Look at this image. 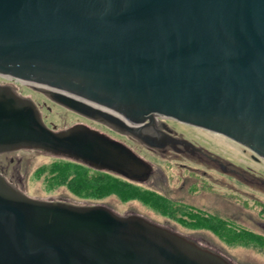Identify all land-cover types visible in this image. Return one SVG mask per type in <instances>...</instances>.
I'll list each match as a JSON object with an SVG mask.
<instances>
[{
  "label": "water",
  "instance_id": "95a60500",
  "mask_svg": "<svg viewBox=\"0 0 264 264\" xmlns=\"http://www.w3.org/2000/svg\"><path fill=\"white\" fill-rule=\"evenodd\" d=\"M0 77L148 149L170 119L264 159V0H0ZM14 150L137 184L152 172L84 124L48 128L0 85V153ZM0 264L232 263L143 217L32 199L0 175Z\"/></svg>",
  "mask_w": 264,
  "mask_h": 264
},
{
  "label": "rangeland",
  "instance_id": "374dc122",
  "mask_svg": "<svg viewBox=\"0 0 264 264\" xmlns=\"http://www.w3.org/2000/svg\"><path fill=\"white\" fill-rule=\"evenodd\" d=\"M0 85H9L20 96L31 99L50 129L62 130L76 124H84L125 144L152 167L148 179L139 184L140 186L157 191L173 201L196 206L213 215L228 218L236 224L260 232L252 225L251 220L263 219L264 187L212 169L206 163L200 165L182 157H174L171 153H153L144 145L53 103L43 94L26 85L2 77H0ZM164 122L168 128L201 145L204 149L243 169H249L264 179V159L255 156L240 144L222 135L170 119ZM5 158H0V166H6L4 173L1 171L0 174H3L10 185L27 197L57 200L75 205H100L118 215L134 214L192 239L195 243L220 254L232 264H264V252L251 248L224 246L208 232L183 229L174 221L158 216L138 202L123 204L113 196L102 200L80 199L73 196L65 187L48 190L47 178L41 173V169L50 163L64 160L62 158L35 150L15 151ZM157 170L164 175V178Z\"/></svg>",
  "mask_w": 264,
  "mask_h": 264
},
{
  "label": "trees",
  "instance_id": "16d2710c",
  "mask_svg": "<svg viewBox=\"0 0 264 264\" xmlns=\"http://www.w3.org/2000/svg\"><path fill=\"white\" fill-rule=\"evenodd\" d=\"M41 173L46 175L48 190L65 187L80 199L102 200L113 196L123 204L135 201L184 229L208 231L229 247L264 251L263 236L191 206L175 203L157 191L110 173L96 171L66 159L50 163L41 169Z\"/></svg>",
  "mask_w": 264,
  "mask_h": 264
},
{
  "label": "flooded vegetation",
  "instance_id": "af4514ba",
  "mask_svg": "<svg viewBox=\"0 0 264 264\" xmlns=\"http://www.w3.org/2000/svg\"><path fill=\"white\" fill-rule=\"evenodd\" d=\"M9 87H11V86H9ZM158 121H161V120L159 119ZM170 130H172V129H170ZM149 134H150V137H152V139H154L152 141L154 144V147H152L150 149V151H153V153H163V154L164 153L165 154L171 153L172 155H174V157H182L184 159H188L189 161L199 163L200 165H202V163H206L212 169H216L220 172L226 173L227 175H234L236 177L243 178L246 182L254 183L258 186L264 187V179H261L260 177L255 175L249 169H243V168L231 163L230 161L219 157L217 154H215L211 151H208L207 149H204L201 145H198L197 143L185 138L182 134L176 133L174 130H172V132H168V131L158 127L157 131L152 130ZM161 143H162V145H161ZM15 151L17 152V151H21V150H14V151H8V152L0 153V158L1 157L5 158L6 156L11 155ZM7 161H9V160L7 159ZM4 166L5 165L0 166V169L2 168L0 170V173H1V171H2V173H4V170L6 167V166L5 167ZM157 172L159 175L163 176V178H164V175L159 170H157ZM0 175H2L5 178V176L3 174H0ZM174 202L178 203V204L188 205V204H185L182 202H177V201H174ZM188 206H191L195 209L203 211L207 214H211L210 212H208L204 209L198 208L196 206H193V205H188ZM211 215H213V214H211ZM214 216H216V215H214ZM216 217L220 218L222 220H226V221H228L234 225H237L238 227H240L242 229L248 230L252 233H255L257 235L264 237V215L262 216L263 219L251 220L252 225L255 226L260 232H255V231L248 229L242 225L236 224L235 222H233L232 220H229L228 218H223V217H218V216H216ZM186 230H188V229H186ZM192 231H204V230H192ZM205 232H208V231H205ZM209 234H211V233H209ZM213 237H215V236H213ZM216 239L222 245L227 246L219 238H216ZM227 247H229V246H227ZM260 252H264V251H260Z\"/></svg>",
  "mask_w": 264,
  "mask_h": 264
}]
</instances>
